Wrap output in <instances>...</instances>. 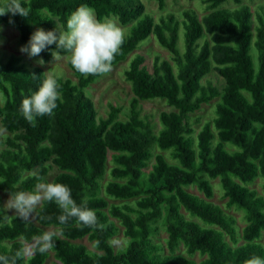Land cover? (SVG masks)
<instances>
[{"label": "trees", "instance_id": "1", "mask_svg": "<svg viewBox=\"0 0 264 264\" xmlns=\"http://www.w3.org/2000/svg\"><path fill=\"white\" fill-rule=\"evenodd\" d=\"M152 1L165 10L167 0ZM201 1L209 12L200 17L187 9L182 21L169 13L157 22L141 0H22L30 9L28 18L11 12L0 17V26L15 28L26 45L39 29L66 32L69 16L86 4L100 21L116 18L131 25L112 68L134 55L124 72L133 94L126 121L118 119L120 109L114 105L99 118L87 90L105 73L81 74L69 57L77 81L62 77L54 114L32 125L20 106L46 74L15 55L0 63V123L11 134L0 152V193L35 192L52 164L60 171L53 183L69 186L75 202L97 216L94 227L74 217L61 223L62 210L46 199L36 222L9 218L0 209V255L15 264H46L51 252L60 264H245L253 256L264 257V8L255 12L243 0ZM231 2L238 8L224 7ZM151 36L171 61L156 56L150 66L146 56L135 53ZM57 52L69 54L53 44L37 57L51 62ZM213 72L224 79L222 90L203 83ZM216 99L215 118L197 133L191 115ZM154 100L174 109L160 114L159 130L142 115L143 102ZM155 148L168 152L173 164ZM109 163L110 180L103 185ZM215 180L226 207L244 213L241 238L234 216L188 191L197 187L212 199ZM257 180L263 182L262 194L251 188ZM103 192L123 203L110 205ZM117 222L127 238L120 251L111 244L120 232ZM160 227L168 235V254L155 242ZM46 228L58 233L48 235L52 246L39 241L27 255L25 243L42 239ZM84 238L98 252L74 243ZM197 256L202 260L195 261Z\"/></svg>", "mask_w": 264, "mask_h": 264}, {"label": "rangeland", "instance_id": "2", "mask_svg": "<svg viewBox=\"0 0 264 264\" xmlns=\"http://www.w3.org/2000/svg\"><path fill=\"white\" fill-rule=\"evenodd\" d=\"M141 1L144 3L146 7V12L152 15L157 22L160 20L161 16H165L169 13L175 14L182 21L183 20L182 14L187 9L194 10L200 17L204 16L209 12L206 9V5L201 0H194V1L167 0V6L164 11H161L159 9L158 3L156 1H152V0H141ZM243 4L250 6L255 12L263 10L262 8H264V0H243ZM224 7L235 9L238 8V5L231 2L229 5L227 6L225 5ZM107 21L114 22L116 25H118L122 29L124 35L129 34V29L131 25L124 26L120 24L116 18H111L108 19ZM24 45L25 44H22L20 42L19 32L15 28L10 27L8 25L0 26V63H4V61L5 62L8 61L11 56L15 55L21 58V62L23 65L27 67L41 68L46 74V76H54L56 74H62L63 78H68L75 82L77 81L74 71L69 66L70 54L66 56H59L58 59H53L51 62L44 61V63H40L41 59L39 57L30 58L27 54L22 53L20 51L21 47ZM184 46H185L184 31L181 30L179 48L182 52L184 51L185 48ZM135 53H141L144 56H146L147 62L148 64H150V66L156 56H159L166 61H171L172 59L171 54L159 44L155 36H151L147 40L142 42L139 49ZM133 57L134 55L129 56L126 61L112 68L111 71L105 73L99 80H97L93 85H91V87L88 88L87 96L94 101L99 118H106L110 111V105H114L120 109L118 119L120 121H126L128 119L129 105L133 97V94H132L131 85L129 82H127L124 72L128 69L130 61ZM203 83L205 85L212 84L213 86L218 87L220 90H222V88L225 85L224 79L221 76H219L216 72L211 73L204 80ZM1 100L2 102H4L2 97ZM217 101L218 99L212 101L210 104L203 105L200 111L191 115L190 123L192 127L197 131V133L202 129L205 123L212 122V120L215 118V109H216ZM173 111L174 109L169 107L163 100L143 102L142 115L144 117H148L149 120L157 126L158 130L160 129V114L163 112L170 113ZM8 136H11V134L2 128L0 123V152L7 148L6 137ZM229 150L232 151L233 149L229 147ZM154 153L156 155L165 156L167 160L173 164V161L170 160L169 158L168 152H163L158 148H155ZM153 163L154 161H152L151 164ZM48 165L50 167L49 174L44 178L42 182L43 184L53 183L55 178L60 174V171L56 166L52 164H48ZM111 168H112V164L109 163L107 176L103 181V185H105L110 180L109 174ZM212 184L214 187V196L212 199H207L205 195L198 190L197 187H190L188 188V191L194 195L199 196L201 199L219 205L222 209H224V211L227 214L234 216L238 221L239 237L241 238L242 230L246 225V222L244 221V213L233 209H228L226 207L227 200L223 198V193L220 188V181L219 180L212 181ZM262 184L263 182L261 180H257L253 185H251V188L256 189L259 194H262ZM36 191H40L42 194L43 190L37 188ZM0 195H1L0 209L3 210L9 218L18 215L15 209L7 208V204L11 196L4 193H0ZM103 196H105V198L108 200L110 205H121L123 203L121 201L111 199L110 197L106 196L104 192H103ZM43 200L44 198L42 196L40 202L35 206L33 213L30 214L28 219H26L27 221L36 222V218H35L36 212L42 205ZM128 203H131V201H128ZM8 207H10V205H8ZM117 225L120 229V232L116 236V238H114L111 241V244L116 251H120L126 248L127 238L125 237L124 229L119 224V222H117ZM160 230L161 231L159 235L155 238V242L161 246L163 254H168V249L166 247V241L168 239V235L166 234V232L162 227H160ZM45 231H46V235L58 234L56 229L54 228H46ZM39 241H43V239H38L32 244L25 243V251L27 255L32 254V249H31L32 246ZM228 241L231 242L229 238ZM74 243L84 245L87 247L88 250L92 252H98L94 244L91 241H89L87 238L74 241ZM261 243L264 246V236L261 240ZM49 252H51L50 249ZM179 253L186 256L183 250H181ZM194 260L199 262L202 260V258L200 256H197L194 258ZM54 263L60 264L54 258V255L51 252V256L46 264H54Z\"/></svg>", "mask_w": 264, "mask_h": 264}, {"label": "clouds", "instance_id": "3", "mask_svg": "<svg viewBox=\"0 0 264 264\" xmlns=\"http://www.w3.org/2000/svg\"><path fill=\"white\" fill-rule=\"evenodd\" d=\"M9 12L24 18L30 15V9L23 5L22 0H7L6 3L0 4V17ZM124 41V33L118 25L107 20L100 21L95 10L85 4L69 16L66 32L57 35L55 31L39 29L30 37L28 43L21 47L20 51L34 58L50 45L56 44L58 49H63L70 54V63L77 72L84 75H97L111 71L114 58ZM60 55L61 52L54 53L55 59H58ZM40 63L44 61L41 59ZM61 79L62 74L47 76L37 91L23 99L20 112L30 124L35 125L38 117L54 114L61 97ZM37 188L43 190L42 194L40 191L12 193L7 208L15 209L19 216L28 219L43 196L49 202L56 203L62 210L63 214L59 216L61 223H66L69 218L74 217L85 226L97 225L95 211L78 205L69 186L62 183H41L37 185ZM42 239L48 242L46 247L52 246L48 235ZM22 254L18 252L17 256ZM0 264H15V260L0 255ZM245 264H264V257L253 256L246 260Z\"/></svg>", "mask_w": 264, "mask_h": 264}]
</instances>
